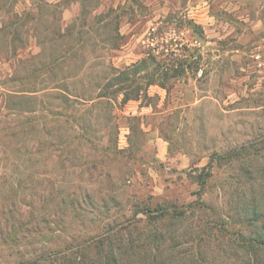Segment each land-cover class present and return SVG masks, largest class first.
I'll return each mask as SVG.
<instances>
[{
  "label": "rangeland",
  "instance_id": "1",
  "mask_svg": "<svg viewBox=\"0 0 264 264\" xmlns=\"http://www.w3.org/2000/svg\"><path fill=\"white\" fill-rule=\"evenodd\" d=\"M110 9L118 15L117 25H96V18ZM85 23L98 28L82 27L95 54L120 70L141 59L148 48L160 51L186 44L199 71L170 80L165 89L150 87V100L141 98L114 108L122 157L113 159L103 150L114 138L113 130L110 135L104 132L102 150L95 155L97 171L64 175L65 181L80 184L94 198L111 195L113 201L98 204L97 212L74 228L82 233L111 225L119 231L117 242L124 245L130 240L142 243L145 237L138 235L152 231L159 235L160 247L177 244L188 250L202 241L211 253L216 240L226 242L230 232L240 228L231 223L230 200L233 191L241 196L245 186L236 183V172L226 162L214 161L206 170L212 177L201 187L198 181L208 155L242 145L264 152L258 144L264 135V0H0V128L7 121L3 93L23 90L19 78L27 75L31 61H37L39 39L49 42L59 28L77 32ZM110 34L120 38L113 51L103 42ZM86 50L92 52L91 46ZM100 68L92 62L87 79ZM33 82L29 79L24 86L37 87ZM47 103L52 109L60 105L50 99ZM130 117L136 118L134 134L127 127ZM50 133V139L58 140L71 132L60 123ZM14 134L6 144L9 160L1 161L0 176L9 174L13 156L28 158L24 149L32 137L47 139L43 132ZM43 148L35 156L38 173L58 182L63 173L56 159H50L48 171L41 167ZM258 164L264 165V158ZM138 209L153 213L162 209L166 215L154 222L141 215L130 220ZM176 212L183 216L175 217ZM220 228L225 230L220 239L201 238L203 231Z\"/></svg>",
  "mask_w": 264,
  "mask_h": 264
},
{
  "label": "trees",
  "instance_id": "2",
  "mask_svg": "<svg viewBox=\"0 0 264 264\" xmlns=\"http://www.w3.org/2000/svg\"><path fill=\"white\" fill-rule=\"evenodd\" d=\"M135 4L143 7L137 1ZM81 15L85 21L84 9ZM117 19L115 10L110 9L99 15L95 23H103L102 28H108L113 23L117 25ZM84 26L98 30L94 24L85 23L77 32L59 28L49 42L39 39L37 61H31L26 68L27 75L19 78L23 90L3 93L7 121L0 128V163L9 160L6 144L15 132L24 135L43 132L47 139L32 137L24 149L28 158L21 160L13 156L9 174L0 176V260H6L4 264H264V165L258 164L264 152L261 154L243 145L225 153L209 154V162L202 168L204 173L198 181L204 187L212 177L206 171L210 164L224 161L236 172L233 176L236 183L245 186L241 196L233 191L230 200L231 223L240 228L232 230L226 242L216 240V250L212 249L211 253L202 241L188 250L180 249L177 244L160 247L159 235L152 231L138 235L145 237L142 243L130 240L125 245L117 242L119 231L111 225L82 233L76 231L74 225H80L88 214L97 212L98 204L111 202L113 197L94 198L80 184L65 181L64 175L97 171L99 164L95 155L102 150L99 145L104 132L109 135L114 132V138L103 150L113 159L122 157L114 108L141 98L150 100V87L165 89L170 80L199 71L198 61L188 53L186 44L160 51L148 48L141 59L120 70L110 60L95 54L91 38L86 37L88 31H82ZM118 39L116 34H110L103 42L113 51L118 48ZM89 45L92 52L86 50ZM92 62L99 64L100 72L87 79ZM29 79H34L37 87L24 86ZM49 99L60 105L52 109L47 103ZM101 117L104 123L99 122ZM135 120L127 118L129 134L136 131ZM60 123L66 124L71 133L65 138L50 139L52 126ZM258 139L264 151V135ZM131 142L128 140V148ZM42 146L45 155L41 167L48 171L53 158L60 163L63 177L58 182L41 178L43 173H38L40 168L35 156ZM165 213L162 209L154 213L138 209L130 220L141 215L154 222ZM181 216L182 212H176L175 217ZM223 229L205 230L201 238L220 239Z\"/></svg>",
  "mask_w": 264,
  "mask_h": 264
}]
</instances>
